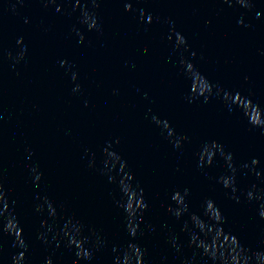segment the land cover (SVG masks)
<instances>
[{
	"label": "clouds",
	"instance_id": "9594fccd",
	"mask_svg": "<svg viewBox=\"0 0 264 264\" xmlns=\"http://www.w3.org/2000/svg\"><path fill=\"white\" fill-rule=\"evenodd\" d=\"M14 240V247H17V243H16V240L13 238ZM13 264H15V256L13 258ZM46 264H50V258L48 260H46Z\"/></svg>",
	"mask_w": 264,
	"mask_h": 264
}]
</instances>
